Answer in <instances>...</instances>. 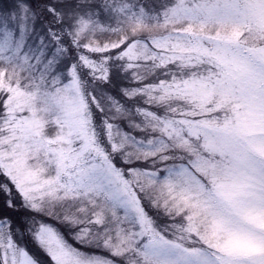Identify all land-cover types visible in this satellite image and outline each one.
I'll use <instances>...</instances> for the list:
<instances>
[{"label":"snow or ice","instance_id":"obj_1","mask_svg":"<svg viewBox=\"0 0 264 264\" xmlns=\"http://www.w3.org/2000/svg\"><path fill=\"white\" fill-rule=\"evenodd\" d=\"M0 264H264V0H0Z\"/></svg>","mask_w":264,"mask_h":264}]
</instances>
